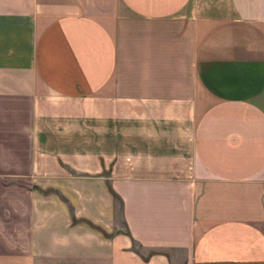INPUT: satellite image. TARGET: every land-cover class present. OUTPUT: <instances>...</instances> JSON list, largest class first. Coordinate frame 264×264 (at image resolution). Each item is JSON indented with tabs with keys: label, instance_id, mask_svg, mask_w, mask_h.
<instances>
[{
	"label": "crops",
	"instance_id": "1",
	"mask_svg": "<svg viewBox=\"0 0 264 264\" xmlns=\"http://www.w3.org/2000/svg\"><path fill=\"white\" fill-rule=\"evenodd\" d=\"M0 264H264V0H0Z\"/></svg>",
	"mask_w": 264,
	"mask_h": 264
},
{
	"label": "rangeland",
	"instance_id": "2",
	"mask_svg": "<svg viewBox=\"0 0 264 264\" xmlns=\"http://www.w3.org/2000/svg\"><path fill=\"white\" fill-rule=\"evenodd\" d=\"M134 250H136L137 252H142V250H140L139 248H137L136 246L133 247ZM144 253V252H143ZM174 256V255H173ZM174 257H177L179 258L178 256H174Z\"/></svg>",
	"mask_w": 264,
	"mask_h": 264
}]
</instances>
